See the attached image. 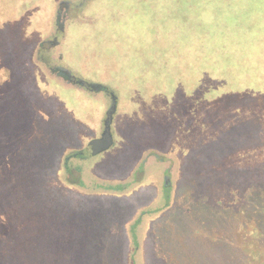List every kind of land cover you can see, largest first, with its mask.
Masks as SVG:
<instances>
[{
    "label": "rangeland",
    "instance_id": "obj_1",
    "mask_svg": "<svg viewBox=\"0 0 264 264\" xmlns=\"http://www.w3.org/2000/svg\"><path fill=\"white\" fill-rule=\"evenodd\" d=\"M262 96L264 0H0V260L264 264L246 171L199 172L264 162Z\"/></svg>",
    "mask_w": 264,
    "mask_h": 264
},
{
    "label": "trees",
    "instance_id": "obj_2",
    "mask_svg": "<svg viewBox=\"0 0 264 264\" xmlns=\"http://www.w3.org/2000/svg\"><path fill=\"white\" fill-rule=\"evenodd\" d=\"M261 100L264 103V96H262ZM250 104H252V101L248 102V105H250ZM249 107H251V106H249ZM260 126L261 125H258L255 128V132L252 134L253 139L249 142L250 146L256 145V146L260 147V145L261 146L264 145V144L263 145L262 144H260V145L259 144H253L258 139V133L260 134V131H261ZM229 130H242L241 134H243V132L245 131V128L242 129V127L241 128L238 127V123H237V124H234L233 127H230ZM224 132H226V131H224ZM227 136H228V134H227ZM241 140H242V138H241ZM258 142H260V139ZM249 144H247V145H249ZM207 147L201 148L200 151L199 150H196V151L193 150L194 153L199 152L201 154L210 155V156H206V155L204 156L206 158L204 159L203 162H205L206 165L210 164V160H212L211 157H214V154H212V153L211 154L205 153ZM251 148H253V147H250L249 149H251ZM223 157L225 158V156H223ZM215 158H216V156H215ZM222 158L219 159L218 163L211 164L213 167L212 169H208L207 166L205 169H201L199 171L200 174H206V175L212 174L213 175V176H211L212 180H213L212 184H213V187L217 189V187H215V183L222 182L219 180H220V178H224V177H220V176L225 175L227 177L229 175L228 172H230L232 170L244 169L246 171V175H247L245 177L248 179L247 185H248V183L252 184L253 191H255L256 194H258V196H256V197H252V198L250 197L252 200H255V201H252L254 204H250V202L247 201L246 205L249 208L251 206L253 207V210H254L253 211V215H254L253 221L255 222V225L258 229V232H261L260 234L264 236V162L262 161L263 163L259 162V163H254L251 165L247 164L245 166H240V167L236 166V165L235 166L229 165L228 168L223 169L224 166H222L223 164L220 161ZM235 177L238 179L237 176H235ZM249 194H251V193H247L245 195V197H247ZM12 198H13V201H9L8 206H2L0 209V229L2 231L7 230L8 219H10V217H12V216H14V218H16V215H18V213H19V210H18L19 194H13ZM0 202H3V200L0 199ZM230 203H231V206H234V204L236 202H235V200H232ZM5 211L10 212L11 214L8 215ZM0 235H3V234L0 233ZM9 257L11 259H7V261L0 260V263H2V264H17V262H16L17 259L15 258V260H14L12 258V257H14L13 253H10Z\"/></svg>",
    "mask_w": 264,
    "mask_h": 264
},
{
    "label": "water",
    "instance_id": "obj_3",
    "mask_svg": "<svg viewBox=\"0 0 264 264\" xmlns=\"http://www.w3.org/2000/svg\"><path fill=\"white\" fill-rule=\"evenodd\" d=\"M56 43L57 42H51L50 45H55ZM69 80L72 82H75L76 78L73 76H70ZM79 82L86 89H88L90 86L85 81L81 80ZM93 88H95V87H93ZM115 110H116V100H115V97L112 96V101H111L110 107H109L108 111L106 112V119L104 121V129H103L102 134L100 135L99 138L93 139V140L89 141V143H88L91 155H97L99 153H102V152L108 150L112 146L113 138H112V133H111V123H112V119H113V115L115 113ZM135 240L137 243V240H138L137 236H135Z\"/></svg>",
    "mask_w": 264,
    "mask_h": 264
},
{
    "label": "crops",
    "instance_id": "obj_4",
    "mask_svg": "<svg viewBox=\"0 0 264 264\" xmlns=\"http://www.w3.org/2000/svg\"><path fill=\"white\" fill-rule=\"evenodd\" d=\"M79 195H86L84 192H81V191H79ZM122 196L123 195H120V194H114V196H107V197H109V200L110 199H114L116 202H115V204H116V206H122V207H124V205L123 204H121V202H119L118 201V199L119 198H122ZM82 198V197H81ZM96 202V201H95ZM98 203L99 202H96V204L98 205ZM104 204H106L105 202H104ZM107 206H108V204H106ZM154 212H157V214H160L161 212H162V209L160 210V208L159 209H154ZM145 215H147V214H145ZM142 216V215H141ZM144 216V215H143ZM140 217V216H139ZM140 218H138L135 222H134V229H138V227H139V225H140ZM133 226H131L130 228H131V230H133ZM134 231V230H133ZM138 240H139V238H138ZM123 243V242H122ZM121 243V244H122ZM122 246V245H121ZM121 252H122V250H121ZM121 258H122V255H121ZM121 262H122V264H123V260H121ZM134 264H135V261H134Z\"/></svg>",
    "mask_w": 264,
    "mask_h": 264
},
{
    "label": "flooded vegetation",
    "instance_id": "obj_5",
    "mask_svg": "<svg viewBox=\"0 0 264 264\" xmlns=\"http://www.w3.org/2000/svg\"><path fill=\"white\" fill-rule=\"evenodd\" d=\"M69 73V72H68ZM69 77L71 76L70 74H67ZM69 77H68V79H69ZM79 81H81V79H76L75 80V82H72V81H70L69 80V82H70V84H72V85H74V86H78V87H82V88H84L81 84H80V82ZM82 81H84V80H82ZM87 84H89L90 86H89V88L88 89H86V88H84V89H86V90H92V91H106L107 89L105 88V87H102V86H100V85H98V84H93V83H89V82H87ZM93 87H95V88H93ZM112 96L113 95H111V101H112ZM112 138H113V136H112ZM114 141V140H113ZM113 147V144H112V146L110 147V148H112ZM109 148V149H110ZM108 149V150H109ZM90 150V149H89ZM107 151V150H106ZM100 154H102V153H99V154H97V155H91V153H90V155L91 156H93V157H95V156H100ZM140 222H141V220H140Z\"/></svg>",
    "mask_w": 264,
    "mask_h": 264
}]
</instances>
